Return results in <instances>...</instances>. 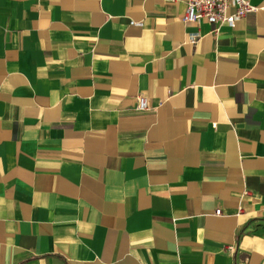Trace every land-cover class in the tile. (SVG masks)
I'll list each match as a JSON object with an SVG mask.
<instances>
[{
	"label": "crops",
	"instance_id": "0c3cea01",
	"mask_svg": "<svg viewBox=\"0 0 264 264\" xmlns=\"http://www.w3.org/2000/svg\"><path fill=\"white\" fill-rule=\"evenodd\" d=\"M249 2L216 29L187 0H0V264H264Z\"/></svg>",
	"mask_w": 264,
	"mask_h": 264
},
{
	"label": "built area",
	"instance_id": "2783aa9c",
	"mask_svg": "<svg viewBox=\"0 0 264 264\" xmlns=\"http://www.w3.org/2000/svg\"><path fill=\"white\" fill-rule=\"evenodd\" d=\"M253 8L249 0H187L183 20L196 22L206 18L211 24L217 26L216 29L222 24L233 27L239 18L245 16ZM200 37L199 33L191 34L190 41L196 43ZM148 107L147 98L139 95L138 109L146 110ZM216 213L219 214L220 210H216Z\"/></svg>",
	"mask_w": 264,
	"mask_h": 264
}]
</instances>
